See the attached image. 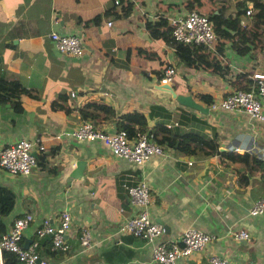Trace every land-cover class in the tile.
Wrapping results in <instances>:
<instances>
[{
  "label": "crops",
  "instance_id": "crops-1",
  "mask_svg": "<svg viewBox=\"0 0 264 264\" xmlns=\"http://www.w3.org/2000/svg\"><path fill=\"white\" fill-rule=\"evenodd\" d=\"M252 1L0 0V144L25 137L43 145L33 150L30 173L0 170V184L14 194L1 228L31 212L25 244L43 218L55 223L66 209V248H52L48 235L38 237L50 264H158L151 260L154 241L119 230L135 211L126 186L143 179L150 190L148 214L163 227L159 239H178L187 227L215 236L178 264H207L212 254L227 264H264V214L247 213L264 196V117L204 102L264 73V0ZM192 9L210 19L211 48L165 38L169 18ZM52 30L80 35L83 53L58 52L48 36ZM166 64L174 67L172 89L189 94L206 112L157 87ZM259 101L264 116V97ZM83 105L109 132L121 114L137 112L133 127L155 131L167 155L137 166L99 140L63 134L90 120L79 111ZM185 133L194 138L179 148ZM74 170L77 176H70ZM237 229L249 238H233ZM83 232L87 247L79 241Z\"/></svg>",
  "mask_w": 264,
  "mask_h": 264
},
{
  "label": "built area",
  "instance_id": "built-area-1",
  "mask_svg": "<svg viewBox=\"0 0 264 264\" xmlns=\"http://www.w3.org/2000/svg\"><path fill=\"white\" fill-rule=\"evenodd\" d=\"M117 1V0H115ZM251 10L245 9L246 13ZM110 21H107L109 24ZM170 35L173 40L184 44H198L211 48L215 34L212 30L209 17L199 11L189 10L184 14L169 18ZM48 36L56 50L62 54L78 56L83 53L84 46L80 35L63 34L50 31ZM174 67L166 64L162 74L157 78L159 83H170ZM255 86L250 89L237 88L229 93L212 100L208 107L211 109H226L242 111L252 117L263 118L259 97H264V73L254 72ZM73 96L74 92L70 91ZM63 134L76 139L99 140L108 147L111 154L123 158L137 166L151 156L167 155L165 148L155 141L150 130L136 132L134 137H128L123 129L106 131L96 126L92 120H82L75 127L63 130ZM34 148L41 150L43 145L33 139L25 137L0 144V170L11 175L28 174L31 172L35 158ZM126 193L130 204L135 211L120 225L121 232L139 236L146 242L154 241L151 245V260L158 264H178V258H184L191 253L198 252L205 244L213 240V234L198 228L187 227L182 230L178 239H159L163 232L161 224L155 222L148 214L150 203V190L146 182H138L126 186ZM249 215L264 214V196L255 199L250 205ZM31 212H23L15 216L8 229L0 232V264H4L3 251L15 254L22 264H50L43 258L38 248V237L48 235L50 246L63 250L66 248L64 234L69 228L70 214L66 209L60 210L57 221L52 223L48 218H43L34 229V236L23 243V230L32 221ZM235 239H248V232L244 229L232 230ZM84 247L89 245L87 232L79 238ZM207 264H227V261L218 255H209Z\"/></svg>",
  "mask_w": 264,
  "mask_h": 264
},
{
  "label": "trees",
  "instance_id": "trees-1",
  "mask_svg": "<svg viewBox=\"0 0 264 264\" xmlns=\"http://www.w3.org/2000/svg\"><path fill=\"white\" fill-rule=\"evenodd\" d=\"M252 3L255 5V4H258V1L253 0ZM164 33H165V38L169 39V41H171L173 44L184 45V43L173 40V38L170 35V27L168 29H166L164 31ZM186 45H188V44H186ZM254 86H255V79H252V81L248 80L245 82V84L243 86H240L238 88L250 89ZM204 97H205V95H202V98H204ZM204 102H211V101L208 99H205ZM96 105H98L101 108L104 107L102 104H96ZM86 109L87 108L84 105L81 106L79 109V111H81V113H83L82 114L83 119H90L92 121L93 120L96 121L97 120L96 117L92 113L87 112ZM137 117H140L137 112H126V113L121 114L120 118L117 122L116 129L117 130L123 129L127 133L128 137H134L136 132L144 130V127H139V126L136 128L133 127L132 121L136 120ZM138 121H140V120L138 119ZM150 131L152 132V135L155 134L154 133L155 131H153L152 129ZM193 138L194 137L192 136L191 133L183 134L182 139L177 144L178 147L179 148H187L186 145ZM201 143L204 145L206 144L205 140H202ZM13 203H14V194H13L12 190L3 184H0V216H2V217L6 216V214L12 209ZM1 227H2V222L0 220V232L5 231ZM3 260H4V264H22L17 259L15 254H13L12 252L7 251V250L3 251Z\"/></svg>",
  "mask_w": 264,
  "mask_h": 264
},
{
  "label": "water",
  "instance_id": "water-1",
  "mask_svg": "<svg viewBox=\"0 0 264 264\" xmlns=\"http://www.w3.org/2000/svg\"><path fill=\"white\" fill-rule=\"evenodd\" d=\"M246 6V4H244ZM156 85L157 87L159 88H163L164 90L168 91L172 97H174L177 102H179L180 104L182 105H186L188 107H191V108H195L199 111H202V112H206L207 111V108L202 106L199 102H197L196 100H194L189 94H179V93H176L170 84L168 83H159L158 80L156 81ZM82 164V161L80 162H77L76 164V170H78L80 168ZM76 170H74L70 176H77L76 174L78 173Z\"/></svg>",
  "mask_w": 264,
  "mask_h": 264
}]
</instances>
